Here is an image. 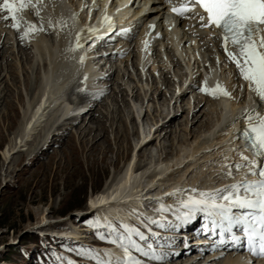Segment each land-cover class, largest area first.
I'll return each instance as SVG.
<instances>
[{
	"label": "rangeland",
	"instance_id": "1",
	"mask_svg": "<svg viewBox=\"0 0 264 264\" xmlns=\"http://www.w3.org/2000/svg\"><path fill=\"white\" fill-rule=\"evenodd\" d=\"M33 1L36 7L30 6L22 11L25 17L21 12L18 13V16L24 19L23 23L26 18L28 24H32L30 20L32 16L35 20L41 18L45 25L44 23L48 22L44 16L46 13L50 18L51 14H54L55 8L59 15L57 6L60 12L63 9L59 0H53L55 8L45 3L40 5L37 0ZM141 2L138 3L139 6ZM70 3L62 0V4L66 5L67 13L73 11ZM43 9L45 14H43ZM3 24L5 27H0V34L1 30L6 32H2L0 36V46L5 44L4 53L2 56L0 55V264H101V262L117 260L110 259L108 255L107 259L100 250L103 246H113L105 249L107 254V250L118 247L99 238L105 234L102 227L105 221L101 222L102 226L96 224L95 216L104 220V217L106 218L109 213H106L107 211L97 213L95 209H92L91 200L104 192H112L115 187L117 188V185L123 182L129 162L133 155L137 154L136 146L144 138L149 139L155 130L159 132L155 134V139L149 146L151 151L146 152V156L137 162L140 170L132 181L128 182L125 191L129 190L130 192L143 185L147 181L146 176L151 172L159 177L156 182L157 189L153 192L158 196L161 193L162 196L166 195L167 192L164 194V189L177 181L187 183L189 188L192 186V188L200 189V186H210L215 183H222L223 187L221 188H224L236 183L237 179H241V181L246 179L247 169L239 172L233 169V176L228 177L227 169L224 167L225 164L243 163L240 159L243 150L228 134L227 125L241 109L239 105L234 106V103H238L233 98L224 99L222 104L228 106L229 112L224 107L222 108L223 112H227V116L223 119V114L220 113L221 108L216 105L214 100L208 101L206 95L199 91V88L188 89L190 77H197L196 75H199L208 66H213L211 52L210 56L209 53L205 54L204 47L194 55V58L197 59L194 69L190 64L186 65V62L180 57L178 59L180 66L175 69L170 64L164 68L160 61L155 59L156 63L155 60L150 62L144 71L131 66L129 70L134 72L135 76L127 77L126 75L123 78L122 74L124 73L122 72L125 65L127 66V54L123 53L120 56L114 55L111 60L112 64L107 62L103 66L105 61L101 60L98 63L90 62L85 66L83 64L78 66L75 78L71 82L70 88L67 89L66 101L60 106H55L50 111L49 117L46 114L41 118L40 120L43 122L38 123L39 125L35 124L32 127L34 130L30 131L24 142L19 144L21 130L26 122L35 113L37 116L39 115V105L45 102L47 96L52 95L50 88L52 85H48L51 90L44 91L46 85L40 84V81L45 76H47L46 80L47 78L51 80L53 75L48 76L50 71L58 73L56 69H52L53 64L48 60V58L50 59L49 51L55 45L53 42L51 43L52 39H49V35L43 33L44 40L41 36L37 37L30 33L29 38L34 37L41 41V43L39 42L41 49L38 50L36 47L38 44L28 41L26 26L22 25L19 30L20 34H16L15 37L11 23L6 21ZM46 25L48 28L51 27L49 24ZM65 29V41H67L65 46H68L66 49L72 56L69 43L71 38L68 37L72 28H69V23H65ZM17 37L18 48L21 47V44L28 46L26 49L29 54L28 58L18 54V48H15ZM44 43H46L45 46ZM32 45L35 47H30ZM44 47L45 50H43ZM35 48L38 52L44 51L43 54L39 55ZM59 49L62 55L63 51L60 47ZM206 49L212 51L213 58H217L218 50L213 38L207 39ZM159 55L165 58L162 53ZM199 63L200 66H198ZM68 65V62L64 63L60 68L61 73L65 76L72 72V68ZM223 65L216 64L217 70H209V74H213L221 82L227 80L229 87L234 85L233 89H235V84L227 74L228 70H225L227 67ZM110 67H112L111 71ZM183 68L185 71L182 70ZM101 69L102 71H100ZM113 71L115 73H112ZM84 73L87 78V89L105 92L110 84L112 88L106 89L107 93L102 94V99L92 109L90 107L93 104V98L92 100L91 96L82 98L77 91L80 90V75ZM185 73H187L188 81L182 85ZM108 74L112 77L110 82L105 80L108 79ZM203 76L204 73L201 77L204 78ZM167 78L172 85L165 88L162 86V82ZM179 86L187 89L186 92L178 90ZM229 87L228 91H230ZM72 88L73 90L70 91ZM121 89L123 95L121 92L119 93ZM243 89L244 87H242ZM180 91L185 95L182 94L177 100ZM96 92L94 94L98 93ZM244 99V110L249 107L253 109L254 104L248 101L247 95ZM78 105L91 110L82 115L78 113L70 115L72 117L83 116L77 118L78 120L75 122L79 123L75 128L65 129L64 126L59 129L60 131L56 130L57 125L64 124V120L62 122L59 120L61 123L55 124L61 112L72 113L74 112L72 109ZM90 112H94L97 116L100 115L96 118L105 124L106 129L104 137L103 133L100 134V136L102 135L100 139L97 136L99 139L97 144H101V148H103L98 152L93 151L94 140L88 135L84 136L88 128H97L89 120ZM140 113L142 117H140ZM190 113L191 117L188 115ZM165 115H167L166 118ZM171 116H174L172 118L175 119L170 128L168 127L169 134L165 136V129L161 125L165 124ZM95 133L98 134V130ZM117 137L120 141L117 140ZM13 144H16V153L5 160L3 154L11 146L14 147ZM105 149L108 152H103ZM147 154L151 155L147 156ZM246 155L248 154L246 153ZM247 176L249 177V175ZM146 203L144 202V205ZM153 203L155 204V202ZM120 207L124 208L122 211L127 217L136 219L134 212L138 210L145 212L143 211L145 209L152 212L153 208L158 207V204L155 206L146 204V208L144 206V208H139L135 205L134 208L133 204L124 202ZM110 220L112 219L110 218ZM126 221L125 219L123 222L126 223ZM107 222L115 223V221ZM39 233H59L62 236H69L71 239L48 240L44 236L40 237ZM71 233H76V238H72ZM157 244L156 248L161 247L159 243ZM86 249H91V258L85 253ZM119 251L117 257L121 258L123 252L121 249ZM193 251L196 252L197 249ZM155 252L158 256L165 254L164 252ZM200 252L197 251L196 256ZM213 255H204V260H200L201 255L200 258L195 256L196 259L193 261H200L199 264H201V261L207 262ZM216 256L217 254L214 257ZM187 258L191 260L193 257L187 256ZM212 261L220 260H213L212 257L206 264H214ZM221 262L219 263L224 264ZM149 263L150 261L146 259L145 264Z\"/></svg>",
	"mask_w": 264,
	"mask_h": 264
},
{
	"label": "snow or ice",
	"instance_id": "2",
	"mask_svg": "<svg viewBox=\"0 0 264 264\" xmlns=\"http://www.w3.org/2000/svg\"><path fill=\"white\" fill-rule=\"evenodd\" d=\"M30 6H34L33 0H2L0 13L4 15L0 19L9 21L11 27L19 31L23 21L18 13ZM197 8L203 15H188L196 13ZM171 11L180 18L197 19L198 16L201 28L219 30L223 55L235 66L249 91L254 93L260 110L243 116L238 137L245 142V151L250 156L241 153L243 163L225 164L224 167L228 177L233 176V169L236 172L247 169L246 175L256 179L230 184L215 192L177 189L168 196L181 198L172 203L158 201L153 215L134 212L142 227L123 221L105 222V234L99 238L115 244L123 256L101 264H145L141 257L161 260L162 257L154 251L161 240L159 230L177 221L190 223L196 215L203 217V231L222 245L235 247L243 241L251 256L264 259V0H182ZM29 27L35 29L34 24ZM82 39L83 36L78 35V47L84 46ZM217 63H220L219 58ZM199 91L213 99L233 98L232 93L219 83L209 89L205 82ZM167 215L172 219L160 218ZM85 253L91 258V249H86Z\"/></svg>",
	"mask_w": 264,
	"mask_h": 264
},
{
	"label": "bare ground",
	"instance_id": "3",
	"mask_svg": "<svg viewBox=\"0 0 264 264\" xmlns=\"http://www.w3.org/2000/svg\"><path fill=\"white\" fill-rule=\"evenodd\" d=\"M37 1L40 3V5L43 4V3H45L46 5H50L51 7H54L55 8V4H54L53 0H37ZM54 1H56V0H54ZM90 1L91 0H83V1H81V0H67L68 3L71 2L69 5H71L72 6V9H73L71 16L72 17H77V14L79 12H80L79 15L81 16L78 19L79 20V24L76 27H74V28H72L73 27L72 22L71 21L68 22L69 23V28H72V31L68 34V37L70 36V38H71L70 45L73 48L77 49V51L82 52L85 59L81 60V59H79V57L76 56L74 58V59H76V61L74 60L75 62L72 61L68 65V66H70L72 68L71 69L72 72H70L66 76L63 75L61 73V71H60L61 66L64 63L70 62V60H71L70 54H69L68 50L66 49V46L67 45L65 46V44L67 43V41H65V35H66V33H65V31H66L65 30V21L67 22V20L65 18L66 5L60 4V6H62V8H63L61 10L62 14H60L61 12L59 11V7L56 4V6L58 8L59 15H58V13H56L57 12V9L55 8L54 9V14L53 15L51 14L50 18L48 16V13L45 14V12H44L45 10L43 9V14H45L44 16L46 17V19L48 21V22L44 23L45 25H43V21H41L42 20L41 18H39L38 20H35L34 18H32V16L30 14L27 13L29 16H31L30 17V20L32 21V24L36 25V27H35L34 30L33 29H30V27H29V24L30 23L28 24L26 18H25V22L21 24V26L22 25L26 26L25 27V30L27 31V34L26 35H27L28 41H31L32 44H36V45L38 44L36 46L38 48V50L41 49V47H39V45H40L39 42L41 43V41H39L38 39H35L34 37H31L33 39L32 40L31 38L28 37V35L30 33H32L31 35L34 34L37 37H40L41 36V38L44 39V40H45V38L42 37L43 33L46 34V35H49V39H52L51 40V43L53 42V44L55 45V47H52L51 50L49 51L50 59L48 58V60L51 61L52 64H53L52 69L53 70L56 69L58 71V73H56V71H53V72L50 71V74L48 76L53 75V77H52L51 80H49L48 78L46 80L45 77H47V76H45V77H43L41 79L40 84H45L46 85L44 87V91L46 89L49 90L51 88L52 90L51 89L50 90L52 92V95L47 96L48 98L45 99V102H43V103L41 102L42 104L39 105V111H40L39 112V115L37 116V114L35 113V115L33 117H31L26 122L25 126L21 130V135H20L21 138L19 140V144H21L22 142H24V139L26 138L27 135H29V132L30 131H33L34 130V129L32 130V127L35 124L37 125L38 123L41 124V122H43V121L40 120L41 118H43L46 114L49 117L50 116V111L55 106H60L64 101H66V96L68 95L67 94V89L70 88V84H71V82L75 78V75L77 73L76 70L78 69V66H80L82 64L84 66L87 65V64H90V62H86V61L89 60L92 57V55L90 53H87L86 52V47H78L75 44L76 43L75 40L72 41V36L76 32H78V30L83 29L82 28V26H84L83 25V22L86 20V18H85V16L83 17L84 14H83V11H82V7L84 5H89ZM104 1L105 0H103V4H104ZM139 2H141V0H139L138 3ZM0 3H2V1ZM173 3H177V2H173ZM97 4L100 5L99 4V0H97ZM33 5H35L34 4V1H33ZM34 7H36V6H34ZM166 8H167V6H165V4L163 2H161L160 0H142L141 5H140V8L134 9L135 12L140 11V10L143 11V10L146 9L145 14L142 15V16H140L138 18L139 22H138V25L135 28L137 30L135 37H137L138 35L140 37L141 35H143L146 32V27H145L146 26V23L152 22L153 20H157V19L158 20H157L156 24L159 27V30L162 31L163 26H162V23H161V19H162L164 13H165ZM196 11H198V8L196 9ZM21 13L24 16L23 12H21ZM2 15H4V13H0V16H2ZM64 18H65V21H64ZM22 20L24 21V19H22ZM180 20L181 19H177V22H179ZM189 20H190V22H193L194 21L193 19H189ZM196 20H198V19H196ZM5 22H6L5 20L0 19V27H3V26L5 27V25L3 24ZM46 24H49L51 27L48 28ZM185 25H186V23L183 22V26L181 25L182 27L180 26V24L177 26V28H179V29H177V30L175 29V31H172V32L167 31L166 33H164V35H163L164 38H163L162 42L155 44L152 48L148 47L147 46L148 44L146 45L145 43H141V39L140 38L138 39V37L135 38L133 41H131V42H129V43L121 46L120 50H124L125 53L127 54V61H126L127 62V66L125 65V68L123 69V72H122V73H124V74H122L123 75V78L126 75H127V77H129L130 75L135 76L134 72H131L129 70L131 68V66L132 67H135V69H137V70H140V71L143 70L144 71L145 70V67H148V64L150 62H152L153 60H155V59H158L160 61V63L164 66V68H166L170 64L171 67L173 69H175V68H179V66H180V61L178 60L179 57H180L184 62H186V65H189L190 64L191 66H193L192 69H194L195 68V65H196V62H197V59L194 58V55L197 54V52L200 49H202V47L205 48V50H204L205 51V54L207 53V55H208V53H209V56H210V52H211V60H212V65L213 66L210 67V70H213V69L217 70L216 69V66H215L216 64H218L217 63V60L215 58H213L212 51H210V50L207 51V49H206L207 39L209 38L211 40V38L213 37V34H214L215 31L213 30V31H210L209 32L207 30H202L201 28H198L197 31H195L194 30L195 28L193 29V27H192L189 31L186 32L185 31L186 30L185 29ZM41 28L43 29L42 31H44V32H42L40 30ZM34 31H35V33H34ZM40 31H41V33L39 34ZM2 32H6V31L1 30V34H2ZM14 32H15V37H16V34L17 35L20 34L19 31L14 30ZM1 34H0V36H1ZM57 36H58V44H57ZM87 38L88 37H87V35L85 33L84 36H83V39L81 40V43L84 44L87 41ZM137 39H138V41H137ZM18 43H19V40H18V37H17L16 43H15V48L18 46ZM191 43L194 44V46L192 48L191 47H188V45H191ZM220 43H221L220 41H218L217 43H215V45H216V47L218 49V52L220 53L219 56H218L219 61L222 60V62H224V63H221L220 65L224 64L223 66L224 67L225 66L227 67L226 69L225 68L224 69L225 70H228V73L227 74L229 75V78L233 81V83L235 84V89H233L234 85L231 88L229 87V85L227 84V80L225 82H221V80L217 81L216 80L217 77H215L213 74H207L206 79L205 78H202L200 76L190 77L188 89L189 90H191V89H193V90L194 89H197L200 86L204 85L205 82H206V86L209 89L215 88V86L217 85V83L223 85L227 90H228V87H229L230 92L232 93L233 99L238 103V104H235L234 103V106L235 105H239V107L241 109L239 110V112H237V114L234 115L235 117L232 119V121H230V123L228 122V124H227L228 125V134H230V137L234 139V142L237 143L242 148V150H243L244 148H243L242 144L241 143H238L236 141V137L237 136L239 137V134H240L241 129L243 127L242 118L248 112L259 111L260 110V106L254 100V93L251 92V91H249L247 83L245 81H243L239 77L237 70L234 68V65L232 66V64H230V63L227 62L226 57L223 55V49L220 47ZM45 44L46 43H44V46H45ZM195 44H197V45L195 46ZM4 46H5V44H2L0 46V55L1 56L4 53V51H3L4 50ZM20 46H21L20 48H18L19 46L17 47L18 48V54L21 55V57L24 56L25 58L26 57L28 58L29 57V54L26 51V49H27L28 46L27 45H23V44H21ZM30 47H35V46L32 45ZM59 47L63 51L62 52V55H61V51H60ZM19 50H20L21 53L19 52ZM43 50H45V47L43 48ZM35 51L39 55L41 53L43 54V52H44V51L38 52L36 50V48H35ZM51 52H52V54H50ZM159 53H162V55L165 58L161 57V55H159ZM34 55H35V53H34ZM107 56L108 57L106 59H102V60L105 61V63L103 64V66H105L107 62L112 64V61L111 60H112V57L113 56H110V54L107 55ZM135 56H136V58H135ZM191 60H193V64H191ZM99 61H101V58H99L97 60V62H99ZM39 62H41V61H39ZM54 62H55V65H54ZM155 63H156V60H155ZM198 66H200V63L198 64ZM111 69H112V67L109 68L110 71H111ZM219 69L221 70V66L219 67ZM182 70L185 71L184 68ZM100 71H102V69ZM115 71H113L112 73H115ZM112 73H111V76H112ZM212 75L214 77H212ZM111 76H109V74H108V76H107L108 79H105V80H108V82H110V80L112 79ZM186 79H187V73H185V75H184V78H183V81H182V85L185 83ZM140 80H141V78H140ZM164 83H166V84L164 85ZM49 84L52 85V86H50V88H48V85ZM80 85H82V84H80ZM170 85H172V83H170V80L168 78L165 79V80H163V82H162V86L163 87L165 86V88H167ZM239 87H241V88L239 89ZM242 87H244L243 90H242ZM73 88L70 91H72ZM108 88L109 89L111 88V84L108 86ZM108 88H106V89L108 90ZM106 89H105V92H98L99 91L98 90L97 91L98 93L96 92L97 94H94V91H91V90H85V91H79L77 89L76 90L80 93V95L82 96V98H84L86 96L87 97L88 96H91V100L93 98V104L90 107L92 109V107H94L97 102H100V100L102 99V94L103 93H105V94L107 93L106 92L107 91ZM133 90H132V94L134 93ZM178 90H183V92H186L187 89H184L183 87L181 88L179 86L178 87ZM232 90H233V92H232ZM239 90H240V92H239ZM123 91H124V89H123ZM120 92L122 94V89L119 90V93ZM180 92L178 93L179 95L177 96V100L180 99V96H182V94H183V96L185 95L183 92H181V93ZM162 94H164V93H162ZM162 94H161V96H162ZM246 95H247V98L249 99L248 101L250 103H253L254 104V108L253 109L251 107H249L247 110H244V106H243V105H245L244 104L245 103L244 97ZM206 97L208 98V101L214 100L215 103H216V105L221 108L220 109L221 110L220 113L223 114V119H224L227 116V112H229V110L227 109L228 106L226 104H222V102L225 101L224 99H227V100H229V99L228 98H223V97L218 98V99H213L209 95H206ZM50 98H52V99H50ZM62 98H63V101H61ZM149 99H150V97H149ZM42 101H44V100L42 99ZM89 103H90V100H89ZM223 107H224V109H226L227 112H223V110H222ZM91 109H87L84 113L90 111ZM76 110H77V108L76 109L75 108L72 109V111H74L72 113H68V111L61 112V114L58 116L59 117L58 118V121H56L55 124H59L63 120H64V124L57 125L55 127L56 130L61 129L64 126H65V129H69L71 127H74L75 128V126H77V124L79 123V122H75V121L78 120L77 118L78 117H81V118L83 117V116H79V115L74 116V117L70 116V115H73L75 113H78ZM187 112L189 113L188 110H187ZM191 113H192V111H191ZM191 113L188 114V115H190V117H191ZM144 114H143V116H144ZM167 115H168V113H167ZM167 115H165V118H166ZM99 116H97L94 112L93 113L90 112V114H89V120H91L92 123H94L97 128H94V129L88 128V130L85 132L86 134H84V136L88 135V136L91 137L92 140H94L95 147H94V150L93 151H95V152L101 151L103 149V148H101V146H102L101 144H99V143L97 144V141L102 136V135L100 136L101 133H103V137L105 136V133H106V129L104 127L105 124H103V122L100 121L99 118L98 119L96 118V117H99ZM35 117H38V118L35 119ZM140 117H142V114L141 113H140ZM172 117H174V116H171V118L168 121H166L165 124L161 125V127H163V129H165V136H167L169 134L170 131H168V127L170 128V126L172 125V123H173V121L175 119V118H172ZM59 120H61V122ZM35 127H38V126H35ZM226 129H227V127H226ZM96 130H98V132H99L98 134L95 133ZM157 132H159V131H156L155 130V132L152 133L153 135L151 134V137L150 138L148 137L149 139L144 138L142 140V142L138 143V145L136 146L137 148H135V149H137V151H136L137 154L133 155V157L131 159V162H129L130 164L128 166V169H127V172H126V175H125V179L123 180V182L120 183L119 185H117V188L115 187V190H112V192H110V191L109 192L108 191L107 192H104L103 194H101V195H99V196H97V197H95L94 199L91 200L92 209H95L97 211V213H102L103 211H107L106 213H109L106 218L104 217V220H102L101 217L98 216V218L100 219L101 222L102 221H105V222H107V221H109V222L110 221H112V222H114V221L121 222V221H124L125 219L127 220L126 222H129V221H132V220H136V219H133L131 217H127V215H125V212L122 211V209H124V208H121L120 206L124 202H126L127 204H133L134 205V208H135V205H136V207H139V208L140 207L142 208L143 206L145 207L146 204L147 205H154L155 206L157 204V201L156 200L154 201V198H157L159 201L172 203V202H175L177 200L178 196L169 197L168 196L169 193H175L177 191V189L189 190L190 191V190L196 188V187H193L192 188V186H191V188H192L191 189V188L187 187L188 186L187 183L184 184V182L177 181V182H174L170 187H167V188L164 189V194H165V192H167L166 195H163L162 196V193H161V195L158 196L156 193L153 194V192L157 189L156 182L158 181L159 177L157 175H154L151 172V174H149V175L146 176L147 177V181L144 182L143 185L138 186L136 189H133L130 192H129V190L128 191H125L126 187L128 186V182L130 183L132 181V179L136 176L137 172L140 170V166L137 165V162L140 161V159H142V158H144L146 156V154H145L146 152L147 153L149 152V150H150L149 149V146L152 145V142L155 139V134ZM30 134H32V133H30ZM97 136H99V139L97 138ZM117 140H119L118 137H117ZM13 145H14V147L11 146V148L8 149L3 154V157H4L5 160H7L10 155L16 153V151H15L16 144H13ZM105 151L108 152V150H106V149L103 152H105ZM242 153L243 154L245 153V155L247 153L250 156V154L247 151H244L243 150ZM150 155L147 154V156H150ZM168 169L169 168L167 167V170ZM163 172L165 173V170ZM245 180L251 182V181H254L255 180V177L254 176H251V175H249V177H248L246 175V179ZM240 181H241V179H237L236 183H238ZM222 185H223L222 183H220V184H216L215 183L214 185H210V186L209 185L208 186H204V187L200 186V189L201 190L200 189L199 190L200 191H206V192H215L217 189H220L221 187H223ZM114 193H115V195H114ZM166 196H167V198H166ZM144 202H147V203L144 205ZM153 202H155V204ZM143 211L146 212V209L143 210ZM145 212H140L139 211L138 213L144 214ZM110 218L112 220H110ZM43 221H44V219H43ZM190 232H192V231H190ZM71 234H72V238H76V233H71ZM180 234H182V233H179L178 236L174 238V240H173L174 242H177L178 241V243H179L181 241L182 236H179ZM184 234H186V233H184ZM38 235L40 237L41 236H44V238L46 237L48 240H53V239L54 240H57V239L64 240V238L65 239H71V237L64 236V235L62 236L59 233L58 234L57 233H51V234H48V233H41L40 234L39 233ZM186 235L188 236V238H191V237L194 236L192 233H188ZM180 246H181V244L179 245V247ZM108 247L110 248V247H113V246H107V247H104L103 246L102 249L100 248V250L105 252V249H107ZM176 248L177 247H172L171 249L173 250V249H176ZM119 250H120V248H112L110 250H107L108 257L110 259H117V260H119L120 258L117 257L118 254H119V252H120ZM206 252H207L206 249L203 250V252H200L201 253L200 255L202 256V258H200V260H202V259L204 260V255H206ZM160 256L162 257L161 260H155V259L145 258V257H141V259L144 260V261L146 259L149 260L150 261L149 264H165L166 262H169V263H172V264H199L200 263V261L199 262H196V261H193V260L190 261L187 258L186 253L183 250L177 256L170 255V254H167V253H165L163 255H160ZM214 256H215V254L213 256H211L208 259V261L211 260V258L214 257ZM194 258H196V257H193L192 259H194ZM225 259L224 260H220V261H223L224 264H238V263H236L237 261H235V259L233 257L231 258L229 256L226 261H225ZM220 261H215V262L212 261V263L214 262V264H217V263L220 264L219 263Z\"/></svg>",
	"mask_w": 264,
	"mask_h": 264
}]
</instances>
